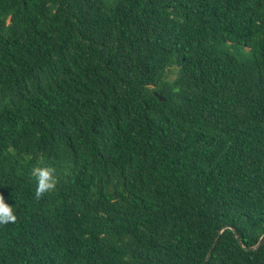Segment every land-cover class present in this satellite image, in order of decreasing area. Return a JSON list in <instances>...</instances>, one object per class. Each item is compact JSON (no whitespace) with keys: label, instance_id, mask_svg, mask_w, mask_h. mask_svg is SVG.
Segmentation results:
<instances>
[{"label":"trees","instance_id":"16d2710c","mask_svg":"<svg viewBox=\"0 0 264 264\" xmlns=\"http://www.w3.org/2000/svg\"><path fill=\"white\" fill-rule=\"evenodd\" d=\"M0 193V264H264V0H0Z\"/></svg>","mask_w":264,"mask_h":264},{"label":"clouds","instance_id":"9594fccd","mask_svg":"<svg viewBox=\"0 0 264 264\" xmlns=\"http://www.w3.org/2000/svg\"><path fill=\"white\" fill-rule=\"evenodd\" d=\"M32 175L36 178L35 194L39 198L42 194L52 190L56 184L55 169L52 167H35ZM17 215L12 204L8 203L0 193V225L15 222Z\"/></svg>","mask_w":264,"mask_h":264},{"label":"water","instance_id":"95a60500","mask_svg":"<svg viewBox=\"0 0 264 264\" xmlns=\"http://www.w3.org/2000/svg\"><path fill=\"white\" fill-rule=\"evenodd\" d=\"M156 93V95H158L159 97H160V99L162 100V101H164L165 100V97H164V95L163 94H161L160 92H158V91H156L155 92ZM240 240V239H239ZM240 242L243 244V242L240 240ZM215 246V245H214ZM214 246L211 248V250H210V252H209V254H208V257H207V259L209 258V256L211 255V253H212V251H213V248H214ZM246 248H249V247H246ZM252 248V247H251Z\"/></svg>","mask_w":264,"mask_h":264},{"label":"rangeland","instance_id":"374dc122","mask_svg":"<svg viewBox=\"0 0 264 264\" xmlns=\"http://www.w3.org/2000/svg\"><path fill=\"white\" fill-rule=\"evenodd\" d=\"M174 76H175V74H172V75H171V78H173Z\"/></svg>","mask_w":264,"mask_h":264}]
</instances>
